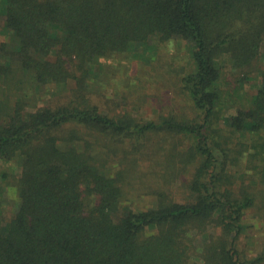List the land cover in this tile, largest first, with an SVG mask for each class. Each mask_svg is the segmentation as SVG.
I'll return each instance as SVG.
<instances>
[{
    "label": "trees",
    "instance_id": "obj_1",
    "mask_svg": "<svg viewBox=\"0 0 264 264\" xmlns=\"http://www.w3.org/2000/svg\"><path fill=\"white\" fill-rule=\"evenodd\" d=\"M0 3V264L264 263L237 246L264 198V0ZM154 35L193 43L175 71L192 113L110 92Z\"/></svg>",
    "mask_w": 264,
    "mask_h": 264
},
{
    "label": "rangeland",
    "instance_id": "obj_2",
    "mask_svg": "<svg viewBox=\"0 0 264 264\" xmlns=\"http://www.w3.org/2000/svg\"><path fill=\"white\" fill-rule=\"evenodd\" d=\"M3 12V6L0 3L1 17L4 16ZM5 39L4 35H0V42ZM149 43L153 44V46L156 45L153 50L145 49V51L148 50L146 56L150 63L132 62L129 65L130 68L126 66L128 72L125 71V64L121 65L120 67H123V70L118 72L117 83L113 89H110V92L132 90L133 94L130 95L128 106L144 116L155 117L161 108H164L166 112L169 110H173L176 113L191 112V102L189 97L179 89L178 75L175 71L182 68L191 59L193 43L181 38L161 43L158 36L155 35L151 37ZM105 61L114 64L117 60L106 58ZM127 75H130L132 80L130 87H127L125 81ZM142 95H147L145 100ZM175 139L178 140L179 136H176ZM181 182L182 180H178L176 182L177 186L170 185V189L175 190L177 196L184 197ZM134 183L131 201L139 206H146L151 202V198L155 197L152 194H146V191L140 192L136 181ZM254 190L256 191V189ZM129 204V202L125 203L122 210L126 209ZM15 205L16 195L11 191L9 193L5 192L0 196V210L8 218ZM247 225L248 227H246V230L237 241V246L242 248L250 257H254L264 249V198L262 194L258 196L255 206L248 213ZM153 230V228H150L148 231L152 232ZM210 231H217V228L210 227ZM205 236L199 235L197 237L195 235L197 237L196 242L201 245L205 240Z\"/></svg>",
    "mask_w": 264,
    "mask_h": 264
}]
</instances>
